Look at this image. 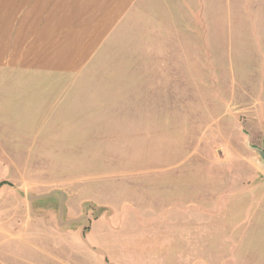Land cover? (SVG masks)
<instances>
[{"label":"rangeland","instance_id":"rangeland-1","mask_svg":"<svg viewBox=\"0 0 264 264\" xmlns=\"http://www.w3.org/2000/svg\"><path fill=\"white\" fill-rule=\"evenodd\" d=\"M25 86L0 264H102L91 232L136 264H264V0H142L80 73Z\"/></svg>","mask_w":264,"mask_h":264},{"label":"crops","instance_id":"crops-1","mask_svg":"<svg viewBox=\"0 0 264 264\" xmlns=\"http://www.w3.org/2000/svg\"><path fill=\"white\" fill-rule=\"evenodd\" d=\"M141 1L0 0V117L39 116L34 101L24 100L30 90L35 98L36 91L25 85L80 73ZM100 222L95 221L93 228ZM87 241L102 257V264L106 260L136 264L132 261L150 258L148 253L130 251L123 239L111 243L91 232Z\"/></svg>","mask_w":264,"mask_h":264}]
</instances>
